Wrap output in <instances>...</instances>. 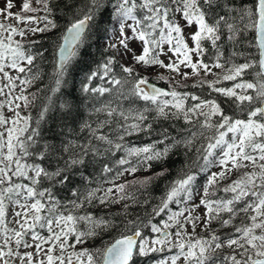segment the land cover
Wrapping results in <instances>:
<instances>
[{
  "label": "snow or ice",
  "instance_id": "snow-or-ice-1",
  "mask_svg": "<svg viewBox=\"0 0 264 264\" xmlns=\"http://www.w3.org/2000/svg\"><path fill=\"white\" fill-rule=\"evenodd\" d=\"M13 6L6 0L0 9V264H135L136 257L165 248L172 255L157 264H264V0H23L17 13L11 12ZM58 10L66 20L54 45L50 83L30 92L42 79L36 61L45 62L47 49H35L40 42L28 37L58 29ZM13 19L15 24L8 23ZM101 23H109L105 32L116 40L106 52L131 55L136 65H158L183 80L203 72L193 87L207 86L236 113L226 114L216 99L178 91L187 87L179 82L170 90L158 88L132 66L121 64L117 73L114 55L82 84L81 91L98 101L110 97L92 105L95 120H81L74 100L57 105L54 96L64 95L79 49ZM193 25L195 31L185 37L184 28ZM134 41L141 44L139 54L130 47ZM205 42L212 50L208 62ZM168 53L165 64L160 57ZM181 66L191 72L182 73ZM249 74L252 79H245ZM209 75L216 79L207 80ZM94 78L109 87H90ZM222 81L233 84L217 87ZM31 108L35 117L24 114ZM57 118L63 121L60 131L46 137L44 125ZM160 121L173 123L156 128ZM141 135L157 138L141 145L130 142ZM179 150L185 164L151 211L147 189L153 176L118 182L149 171L153 162ZM214 167L219 171H211ZM202 173L207 179L200 194L197 177ZM226 179L230 182L221 187ZM63 190L68 194L62 198L58 192ZM218 191L226 195L218 197ZM194 192L200 195L198 204L191 203ZM170 204L180 207L172 211ZM114 205L123 207L114 214L104 211ZM200 206L206 210L203 217L193 216ZM135 207L145 209L144 215L131 218L129 209ZM166 211L167 220L153 222ZM213 221L232 231L195 235L197 226L209 229ZM144 228L155 237H145ZM112 232L118 236L101 247L86 246ZM225 248L227 254L219 251Z\"/></svg>",
  "mask_w": 264,
  "mask_h": 264
},
{
  "label": "trees",
  "instance_id": "trees-1",
  "mask_svg": "<svg viewBox=\"0 0 264 264\" xmlns=\"http://www.w3.org/2000/svg\"><path fill=\"white\" fill-rule=\"evenodd\" d=\"M35 6V4H34ZM19 12V11H18ZM16 13V12H15ZM29 15H43L42 14H37V13H30ZM107 14H105V20H107ZM66 20V13L64 11H57V22L60 25V27L56 30H53L50 33H43V34H37L35 36H30L28 37V40H37L40 43L35 45V49H47L45 52V57L44 61L41 62L40 59L38 58L36 61V64L39 65V67L42 70V79L38 81L34 86H32L29 91L30 92H35L38 88H41L43 85H48L50 83V77H51V72L53 68V54H54V45L58 42V37L60 35L61 30L64 27ZM13 21H15L13 19ZM110 28L109 23H101L99 28L93 29L89 34L87 39L85 40V43L81 48L79 49V55L75 58L73 61V64L70 68L69 73L66 76V81L67 83L63 85L62 87V92L64 95H61L60 93H57L54 96V100L56 101L57 105L64 99H69V100H74L80 108V117L81 120H95L96 116L95 115H90V109L93 104H96L99 106V101H103L106 99H109V95L105 94L104 97H100L99 101L97 99H94L92 96L85 94L81 91L82 84L87 83L86 77L91 73V71L95 70L97 68V65L107 57V56H116V65H115V70L117 73H120V65L123 64L127 66L122 58L117 55L113 50L105 51V48L107 47V42L109 37L111 36L110 33H106L105 29ZM251 38V34L249 35V39ZM27 43V41H25ZM205 47L209 49L207 55L204 57L205 62H208L209 56L212 55V50L211 46L205 42ZM34 49V50H35ZM230 48L228 46L225 47V56L228 55ZM242 62V61H239ZM151 67H145L141 66L139 70L134 69L135 73L138 74V77H147L148 80L154 81L162 86H165L167 88H171L173 86H176V78H173L170 73H166V69L162 68L157 65V68H154L155 70H162L164 71L165 75L160 77V78H155L151 73H147L146 70H150ZM168 72V71H167ZM173 73V72H172ZM170 75V76H168ZM169 77L173 80L169 81L166 80V77ZM245 79L251 80L252 75L249 74ZM195 82L191 83H186L187 87H177L178 91H187V92H193L201 98H206V99H216L218 103H220L221 107L224 109L225 113L228 115H233L236 113L235 106L228 102V100L220 96L218 93L211 92L207 86L204 88H198V87H193V84ZM233 84L232 81H222L220 84L216 85L217 87H231ZM97 86H104V87H109V85L106 83V81H102L99 78H94L93 81L90 84V87H97ZM41 103V100L38 99L36 101V104L39 105ZM139 104H143L142 101L138 102ZM31 113L33 117L36 116L37 112L35 108H31L27 111H24V114L27 115ZM53 115H56L55 111L53 110ZM101 118H103L101 116ZM63 123V121L59 120L58 118L53 120L49 119L47 124L44 125V128L46 129L45 135L46 137H53L57 132L60 131L58 125ZM172 121H160L155 124L156 128H161V127H170L172 125ZM179 126H183V122L180 121L178 122ZM157 137L153 136L149 138L146 135H141L139 137H131L130 142L141 145L144 143L151 142L152 139H156ZM191 156V154H189ZM185 164V157L183 154V150L176 151L175 154H170L169 158L165 161L162 162H153L152 168L145 172V171H138L134 175L131 176H125L121 178V181L118 182H123V180H134L137 178H144L146 176H153V180L148 186L147 193H148V198L151 199V205L148 206V211H151V206L156 205L159 203L160 197H162L168 187V185L171 183L172 180H174L177 176L178 171L183 167ZM162 170H166L165 174L163 176L156 177L154 176L155 173L160 172ZM78 179V178H74ZM207 179V174L202 173L197 177V191L200 193L202 192V184ZM230 181L224 180L221 183V187L223 184H227ZM104 187H108V185H104ZM67 191L63 190L58 192V195L60 197H65L67 196ZM197 193L194 192L193 197ZM202 194V193H200ZM226 194L223 192L218 191L217 196L218 197H223ZM145 197L143 195L140 196V199L143 200ZM123 205H114L110 207L107 210L109 213H117L122 209ZM180 207L176 204H170V209L172 211L177 210V208ZM91 210V209H90ZM93 211H95L97 214H101L102 210L100 208H96ZM129 211L132 213V217L134 218L136 215H144L145 209L135 207V208H130ZM168 212L166 211L165 213H161L160 216L153 217V222L159 224L161 220H167ZM226 218V216H225ZM234 223L238 224L239 220L235 221ZM211 230H216L219 234L225 235L227 233H230L232 231L231 227L225 228V229H220L219 225L216 221H213L212 224L210 225L209 229H204L202 227L198 228L197 232L195 233L196 236H207L208 232ZM174 231V229L172 230ZM143 235L145 237H152L155 236V233H152L150 231V228H144L143 229ZM118 236L117 232H112L108 233L103 236V238H96L94 241H89V243L86 245L88 247H101L102 245L106 244L108 241L112 240L113 237ZM220 252L227 254L230 250L225 248L222 250H219ZM172 255V252L168 251L167 248H165L164 251L162 252H157V253H152L148 257H136L135 259V264H154L160 259H166L168 256Z\"/></svg>",
  "mask_w": 264,
  "mask_h": 264
},
{
  "label": "rangeland",
  "instance_id": "rangeland-1",
  "mask_svg": "<svg viewBox=\"0 0 264 264\" xmlns=\"http://www.w3.org/2000/svg\"><path fill=\"white\" fill-rule=\"evenodd\" d=\"M12 3L14 5L11 8V12L12 13H15V12L17 13L18 11L21 10V4L23 3V0H12ZM5 4H6V0H0V9H3L5 7ZM29 14L30 13H26L25 15H29ZM37 14H42V12L41 13H37ZM3 20H4V17L3 16H0V21H3ZM8 23L15 24L16 21L11 20V21H8ZM183 23L184 22L181 21L182 26H183ZM20 27H23V25H20ZM193 31H195V25H193L190 28L185 27L184 28V36L187 37L189 35V33L190 32H193ZM116 35H118V33H116ZM30 38H31V36H30ZM17 39H19V37H17ZM110 43H116L115 37H111V38L109 37L108 42H107V45L110 44ZM188 43L191 46V41L190 40H188ZM130 47H132L133 49H135V51H136L137 54H139L140 51H141V44H140V42H135V41L134 42H131L130 43ZM167 47L168 46L165 44L164 45L165 52H167ZM119 56L122 58V60L124 61V63L127 66H132V67H134V69H138L137 67H139V70H141L140 67L142 65H136L135 62L133 61L131 55H119ZM168 56H171V53H168V55H165V56H161L160 59L163 60L165 64H167L168 63ZM195 59H196V57L193 55V60H195ZM154 68H157V66H154V67L150 68V70H146L147 73H151L153 76H155L154 79L160 78V77H162V76L165 75L164 71H162V70H155ZM167 71H166V73H170L173 78H176V82H179L180 85H185L186 83H191V81L192 82H196V80H198L200 77H203L204 76V73L201 72L200 73V77H191V78H189L187 80H183L180 75H178L176 73H172L169 70H167ZM180 71L182 73L183 72H189L190 73L191 72V69L190 68H185V67L181 66ZM213 72L220 73L221 70L214 68L213 69ZM13 74H15V73H13ZM168 76H170V75H168ZM168 76L166 77V80H169V81L173 80V79L169 78ZM206 79L212 81V80H215L216 77L213 76V75H209V76L206 77ZM4 114L6 116H11L12 115V113L8 112L7 109H4ZM250 170H251L250 168H247V169H240L239 171H235L231 175L230 179L234 180L238 176H240L243 172L250 171ZM211 171H219V169L214 167V168L211 169ZM226 180L227 181H230L229 179H226ZM202 186H203V184H202ZM200 193H202V192H200ZM199 199H200V195L199 194H196L193 197V200H192L191 203L192 204H198L199 203ZM189 206H191V205H189ZM205 211H206L205 208L203 206H200V207L196 208L193 211V216H201V217H203V214L205 213ZM9 226L10 227H13L14 225H9ZM200 227L201 226H197L196 227L195 233L197 232L198 228H200ZM187 231L188 232H191L192 231V228H191L190 225L187 226ZM152 237H155V236H152ZM147 238H151V237H147ZM160 260H158V261H160ZM157 262H155L154 264H157ZM181 264H182V262H181Z\"/></svg>",
  "mask_w": 264,
  "mask_h": 264
},
{
  "label": "water",
  "instance_id": "water-1",
  "mask_svg": "<svg viewBox=\"0 0 264 264\" xmlns=\"http://www.w3.org/2000/svg\"><path fill=\"white\" fill-rule=\"evenodd\" d=\"M148 81H149L150 84H152V85H154V86H156L158 88H161V89H164V90H169L167 87L162 86V85H160V84H158L156 82H153V81H150V80H148Z\"/></svg>",
  "mask_w": 264,
  "mask_h": 264
}]
</instances>
